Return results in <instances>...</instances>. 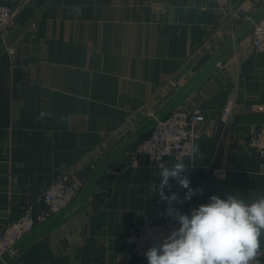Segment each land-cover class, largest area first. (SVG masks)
I'll return each instance as SVG.
<instances>
[{
    "label": "crops",
    "instance_id": "obj_1",
    "mask_svg": "<svg viewBox=\"0 0 264 264\" xmlns=\"http://www.w3.org/2000/svg\"><path fill=\"white\" fill-rule=\"evenodd\" d=\"M263 1L20 0L0 31V228L28 205L39 209L40 193L59 175L69 173L80 187ZM178 106L205 116L183 160L190 187L202 191L173 207L187 214L213 194H264V158L247 144L251 128L264 126V49H252L250 33ZM162 166L125 153L74 216L14 260L148 264L126 262L125 238L137 210L168 208L159 195ZM169 185L165 194L183 200L187 190L176 180Z\"/></svg>",
    "mask_w": 264,
    "mask_h": 264
},
{
    "label": "built area",
    "instance_id": "obj_2",
    "mask_svg": "<svg viewBox=\"0 0 264 264\" xmlns=\"http://www.w3.org/2000/svg\"><path fill=\"white\" fill-rule=\"evenodd\" d=\"M16 4L0 1V31L4 30L14 18L20 0ZM233 14V12H231ZM251 47L255 51L264 49V17L250 32ZM232 108V98H227L220 114L227 118ZM205 116L200 108H174L129 150L131 156H146L158 166L167 162L186 160L192 156L195 140L199 133L195 127L202 123ZM247 144L260 158H264V126L251 128ZM79 186L69 173H64L52 180L40 193V208L32 205L24 208L22 213L12 222L0 228V257L20 238L32 230L37 224L47 220L65 209L75 198ZM179 225L167 215V207L156 209H139L136 220L129 229L125 241L126 262L147 260L144 253L153 245H159L170 232ZM11 264H22L13 260ZM253 264H264V256L260 252Z\"/></svg>",
    "mask_w": 264,
    "mask_h": 264
},
{
    "label": "clouds",
    "instance_id": "obj_3",
    "mask_svg": "<svg viewBox=\"0 0 264 264\" xmlns=\"http://www.w3.org/2000/svg\"><path fill=\"white\" fill-rule=\"evenodd\" d=\"M43 118V113L41 117ZM183 160L160 169L159 195L168 205L167 215L179 227L172 230L159 245L144 253L148 264H253L261 252L264 238V194L252 192L211 195L207 203L191 208L185 214L176 203L190 201L200 189H192ZM176 180L186 189L183 200L177 193L166 195L169 181Z\"/></svg>",
    "mask_w": 264,
    "mask_h": 264
},
{
    "label": "water",
    "instance_id": "obj_4",
    "mask_svg": "<svg viewBox=\"0 0 264 264\" xmlns=\"http://www.w3.org/2000/svg\"><path fill=\"white\" fill-rule=\"evenodd\" d=\"M36 12L30 20L14 35L12 40L23 31L39 14ZM264 17V1L242 22L232 35L202 64V66L165 102L142 121L131 133L110 149L94 166L90 174L79 187L72 202L61 212L37 224L32 230L20 238L1 257L0 264H10L20 252L31 242L53 230L60 224L74 216L87 201L95 185L105 171L141 138H143L156 124L168 115L205 79V77L233 50V48L247 36L253 27ZM11 40V41H12ZM10 41V42H11Z\"/></svg>",
    "mask_w": 264,
    "mask_h": 264
}]
</instances>
